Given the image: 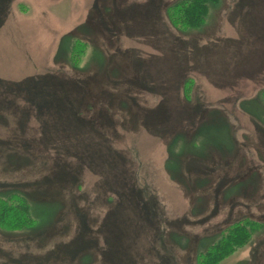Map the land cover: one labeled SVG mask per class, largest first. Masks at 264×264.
Returning <instances> with one entry per match:
<instances>
[{
  "label": "rangeland",
  "instance_id": "1",
  "mask_svg": "<svg viewBox=\"0 0 264 264\" xmlns=\"http://www.w3.org/2000/svg\"><path fill=\"white\" fill-rule=\"evenodd\" d=\"M176 1L0 0V194L37 219L0 264H195L239 217L217 264H264V0Z\"/></svg>",
  "mask_w": 264,
  "mask_h": 264
},
{
  "label": "trees",
  "instance_id": "2",
  "mask_svg": "<svg viewBox=\"0 0 264 264\" xmlns=\"http://www.w3.org/2000/svg\"><path fill=\"white\" fill-rule=\"evenodd\" d=\"M210 0H179L167 7V15L175 27L191 28L201 24L209 8ZM205 12V15H204ZM24 193L14 191L10 194H0V230L7 232H23L35 225L37 219L30 211L26 203ZM255 220L248 217L234 219L223 229L221 238L214 242L208 249L202 250L195 264H217L225 255L244 244L251 235V228ZM229 230V231H228ZM100 242V241H99ZM122 242L101 240L100 247L86 251L80 249L77 255L89 254L92 260L88 264H124V260H118L117 253L122 250ZM138 258V257H137ZM117 262V263H116ZM135 264H147L140 257Z\"/></svg>",
  "mask_w": 264,
  "mask_h": 264
}]
</instances>
